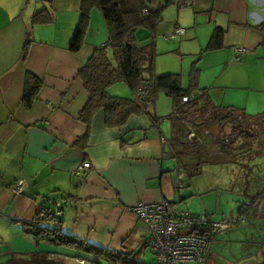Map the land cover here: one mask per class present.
Masks as SVG:
<instances>
[{"label": "crops", "instance_id": "obj_1", "mask_svg": "<svg viewBox=\"0 0 264 264\" xmlns=\"http://www.w3.org/2000/svg\"><path fill=\"white\" fill-rule=\"evenodd\" d=\"M79 4L80 0H0V264L43 253L80 264L66 251L71 245L36 240L29 230L43 205L56 210L57 203L62 204L59 223L50 226L115 251L141 247L145 226L127 209L137 201L165 198L179 207L185 199L184 209L208 213L207 194L214 192L208 186L198 188L192 178L195 174H188L180 165L166 123H160L162 118L155 121V99L148 106L150 114H131L121 125L105 124L104 111L98 110L88 138L75 143L87 127L78 115L89 97L78 70L93 48L107 39L102 14L94 7L83 45L76 51L69 49ZM178 7L174 33L185 34L189 28L180 25L179 12L189 15L193 20L189 36L200 49L212 52L216 62L238 66L219 84L198 87L206 90L214 104L244 112L252 128L260 125L264 117V46L263 34L255 25L264 20V0H190ZM41 8H47L53 19L31 24V15ZM215 27L226 30L223 44L207 48ZM29 32L31 38H27ZM237 47L246 50L235 53ZM169 72L174 71L157 73ZM27 73L42 83L28 107L21 100ZM119 86L108 90L132 95L130 89ZM215 86L227 92L218 101L209 93ZM164 102L163 98L161 109L166 114L162 116L170 119L166 115L173 109L172 98L167 108ZM86 160L91 166L75 175V167ZM18 178L26 181L22 193L12 191ZM215 235L209 234L210 242ZM206 264H214L211 254Z\"/></svg>", "mask_w": 264, "mask_h": 264}, {"label": "trees", "instance_id": "obj_2", "mask_svg": "<svg viewBox=\"0 0 264 264\" xmlns=\"http://www.w3.org/2000/svg\"><path fill=\"white\" fill-rule=\"evenodd\" d=\"M189 2L190 0H80L78 21L69 43V49L76 51L83 45L91 19V10L94 7L98 8L102 14L107 28V39L101 45L93 48L78 70L89 97L78 115L87 127L75 143H78L80 139L85 141L88 138L93 115L100 109L104 111L105 124L109 126L125 123L131 114L146 112L150 114L148 106H152L158 90H164L171 96L173 109L166 116L170 118L172 115L174 119L184 123L189 134L192 132L188 136L189 141L199 144L197 135L200 132H207L212 127H217L221 132L227 130L225 129L226 126H229L228 130L233 138H235V134L248 140L259 137L258 134H253V131L262 132V130L256 131L252 128L251 124L247 122L248 116L244 112L214 104L206 90L198 87L197 70L191 71L190 84L188 87H183L178 72L163 74L156 72L154 42L139 43L135 33L136 28L143 25L150 30H154L161 20V10L164 6L170 3L181 6ZM145 6H148L149 9L147 13L143 14L142 9ZM52 19L53 14L47 8H41L31 15L30 23H47ZM255 27L263 34L262 43L264 46V20L257 23ZM225 31L221 27H215L207 43V48L220 47L223 44ZM27 38H31L30 32ZM28 42L29 39L23 46L24 52ZM118 81L125 82L128 85L132 93L131 96H121L109 92L108 88ZM41 84L39 77L32 73L26 74L21 99L25 106H30ZM143 88L146 93L139 94L138 91ZM195 89L197 91H194ZM191 94L192 97L189 100H182L183 95ZM159 117L163 116L155 113V121H159ZM191 117L194 119L195 127L189 122ZM208 125H210L209 129ZM257 127L262 128L264 132V117ZM224 145L227 147V151L233 149L230 142L224 143ZM184 151L177 150L180 159L181 155H184L182 154ZM192 163L198 164V171L195 169L192 172L188 171L189 164ZM180 165L186 169L188 174H195L200 171L202 162L199 159L196 160L193 156H189L187 160L181 159ZM56 206L61 210L62 204L58 203ZM48 208L50 209V207ZM249 208L250 206L247 204L239 206L238 216L244 218ZM37 215V219L33 220V224L30 223L33 227L29 229L37 237L36 240L41 238L71 245L73 252L70 253V256L78 263L101 264L100 260L104 258L108 264H145L141 258L142 249L146 246L145 241L142 242L139 249L128 251L110 250L94 245L85 239H77L70 234H66L58 229L57 225L50 226L54 221L59 223L58 219H60L61 212L57 214L54 209H50L47 213H42V209H40ZM43 221L51 222L43 224ZM81 252H90L91 257L86 258L82 256ZM210 253L211 250L209 249L204 264L207 263ZM77 258H82L85 261L79 262ZM12 260L14 264H68L61 256L49 257L45 253L24 260L17 258Z\"/></svg>", "mask_w": 264, "mask_h": 264}, {"label": "rangeland", "instance_id": "obj_3", "mask_svg": "<svg viewBox=\"0 0 264 264\" xmlns=\"http://www.w3.org/2000/svg\"><path fill=\"white\" fill-rule=\"evenodd\" d=\"M51 1L57 2V0ZM48 2L50 5V1ZM178 9L176 3H170L161 10V20L158 22L156 29L150 30L148 27L141 25L135 30L140 44L149 41L154 42L155 62L159 70L157 72H178L181 85L188 87L191 71L197 70L199 74L198 86L208 87L211 84H219V81L226 77L230 71H237V65L216 62L213 59L212 52L200 49V44L189 36V33L193 31V28H191L193 20L189 15H182L179 12V19L182 22L180 25L189 28L186 29L185 34L174 33ZM75 29L76 26L73 29V34ZM262 73L264 75V67ZM118 85L123 86L125 91L129 90L128 85L121 81L112 84L111 87ZM120 90L123 91L121 88ZM209 93L214 100L218 101L223 99L224 94L227 92H223L220 87L215 86L210 87ZM163 98L165 99L163 106L167 108L170 106L171 97L164 91H157L154 104L159 116L166 114L161 109L163 108L161 107ZM189 122L195 127L192 117ZM160 123H166L168 138L173 146L177 150H185L182 153L184 155H181L182 160H187L189 156H193L196 160L199 159L202 162L200 171L192 176L196 182L195 185L198 188L208 186V188H212L211 192H214L211 195L207 194L210 205L207 212L212 220L220 221L223 226L222 230L216 233L210 242V254L214 264H264L263 129L254 127L256 131L262 130V132L253 131V134H258L259 137H255L250 141L239 137L238 134H235V138H233L228 130L229 126L225 127L227 130L221 132L217 127H212L207 132L202 131L197 135L199 138V144H197L188 140V136L192 132L189 134L184 123L174 119V116L171 115L170 119L162 118ZM210 125H208V129ZM227 142H230L233 146L231 151H227V147L224 145ZM192 165L195 164H189V172L194 171L193 169L199 170L197 168L198 164ZM176 184L177 186L181 185L180 181ZM189 192L193 193V196L197 195L195 189H191ZM190 198L191 196L188 197V199ZM242 204H247L250 208L245 213L244 218L236 219L237 209ZM184 207H186L185 199L181 200L179 207L176 208L184 209ZM130 213L137 220L134 213ZM250 215L251 217H249ZM225 219L229 221H224ZM255 228L260 233L256 232ZM259 235H261V239H259ZM66 251L73 252L72 249ZM81 253L86 258L91 257L90 252ZM141 258L145 264L156 263L155 255L149 245L143 247ZM100 263L108 264L104 258L100 260Z\"/></svg>", "mask_w": 264, "mask_h": 264}, {"label": "built area", "instance_id": "obj_4", "mask_svg": "<svg viewBox=\"0 0 264 264\" xmlns=\"http://www.w3.org/2000/svg\"><path fill=\"white\" fill-rule=\"evenodd\" d=\"M149 7L142 9L143 14ZM245 47H237L235 53L245 51ZM145 94L144 88L138 91ZM191 95H183L182 100L187 101ZM48 105H52L47 101ZM163 117H159V120ZM89 161H82L75 169L74 174L80 175L83 170L89 168ZM26 184L24 178H18L12 186L14 193H22ZM58 204V203H57ZM42 213L50 209L43 206ZM134 213L145 226L143 240L149 245L155 255V264H204L210 249L209 234L217 233L223 226L220 221L212 220L208 213H192L186 209L175 208L165 199L137 201L127 207ZM60 208L55 213L60 214ZM241 216H236L239 219ZM224 221H229L225 219ZM84 262L82 258H77Z\"/></svg>", "mask_w": 264, "mask_h": 264}, {"label": "flooded vegetation", "instance_id": "obj_5", "mask_svg": "<svg viewBox=\"0 0 264 264\" xmlns=\"http://www.w3.org/2000/svg\"><path fill=\"white\" fill-rule=\"evenodd\" d=\"M259 128H260V127H259ZM262 141H264V139H263Z\"/></svg>", "mask_w": 264, "mask_h": 264}]
</instances>
